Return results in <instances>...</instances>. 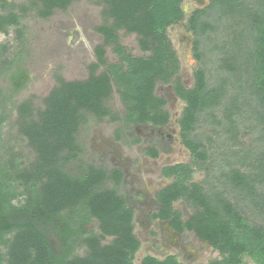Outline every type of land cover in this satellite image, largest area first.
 <instances>
[{"label":"trees","instance_id":"trees-1","mask_svg":"<svg viewBox=\"0 0 264 264\" xmlns=\"http://www.w3.org/2000/svg\"><path fill=\"white\" fill-rule=\"evenodd\" d=\"M42 4L38 14H52L55 8H66L72 0H38ZM103 5L105 23L96 30L106 42L114 40L116 31L122 29L136 33L142 51H149L145 58H130L126 69L116 64L95 73L105 63L102 45L95 47L98 62L90 65L89 77L85 80L66 81L58 78L48 95L45 106L32 116L30 102L23 101L18 107L19 132L27 138L35 153L32 162L25 166L9 159L0 163V264H132L140 242L133 232L134 211L117 187L124 177L120 169L109 172L91 165L81 176L65 171L64 164L73 160L81 147L76 135L82 121V112H90L97 118L110 115L104 102L115 86L124 106L126 124H152L164 126L169 113L164 109L166 100L154 93L158 81L171 82L177 97L185 102L180 119V135L183 144L196 161L207 159L203 145L192 134L198 114L217 106L226 94L225 83L210 87L206 72L198 68L195 83L186 89L178 78L177 58L166 37V29L183 17L182 0H97ZM7 0H0L5 7ZM243 0H209L206 8L194 10L189 23L196 32L199 19L206 9L218 7L222 15L244 16L254 31L253 46L240 45L237 31L232 41L237 53H228L225 67L235 75L244 65L251 74V95L264 107V0L258 7H245ZM23 9V8H22ZM110 20L111 22H108ZM18 15L9 13L0 18V30L7 24H17ZM208 23L200 25L206 31ZM239 35V34H238ZM194 56L199 55V41L193 42ZM121 53L120 51H118ZM243 58L242 64L238 63ZM1 96V92H0ZM238 96V95H235ZM224 117L233 126L234 116L240 114V104L235 97L224 107ZM264 122V113H258ZM230 128V127H229ZM148 154L157 156V150L148 148ZM259 171L256 174L241 172L238 168L224 174L227 182L243 194L255 206H264V193L258 184L264 182V151L260 154ZM193 169L187 164L165 166V176L175 179L156 193L159 208L153 213L155 219L166 220L174 231H192L199 239L207 241L221 254V259L206 264H242L244 255L256 264H264V225L249 222L223 192L206 190L200 183L188 182ZM110 179L113 188H103ZM24 202L13 204L16 190ZM178 200L193 208L189 217H184L174 207ZM73 215L75 216L73 219ZM91 219L98 222L99 234H85L83 227ZM13 234V236H9ZM111 237L107 244L102 240ZM86 247L83 256L74 255L75 242ZM141 264H182L172 255L159 260L146 255Z\"/></svg>","mask_w":264,"mask_h":264},{"label":"rangeland","instance_id":"rangeland-1","mask_svg":"<svg viewBox=\"0 0 264 264\" xmlns=\"http://www.w3.org/2000/svg\"><path fill=\"white\" fill-rule=\"evenodd\" d=\"M7 1L5 7L0 6V18L13 12L18 15V23L7 24L0 30V163L6 164L13 158L25 166L33 161L35 153L27 138L19 132L20 103L28 100L32 113L29 118L36 119L38 111L45 106L44 98L58 84V78L73 81L89 77L90 65L98 62L95 55L97 45L104 49L105 63L98 67L96 74L108 64L126 69L127 61L122 54L130 58H145L149 51L140 49L136 33L122 29L116 31L113 41L106 42L96 30L107 20L103 5L97 0H72L66 8H55L46 17L38 14L42 8L38 0ZM243 1L245 7H258L259 0ZM208 5L209 0L202 3L182 0V19L166 29L167 40L178 62L172 79L178 78L186 89H191L196 70L203 68L210 87L223 82L226 85V94L220 103L199 112L192 134L203 145L207 159L193 162L195 159L180 135L185 102L175 95L171 82L158 81L154 93L166 100L164 109L169 113L166 125L126 124L125 109L114 86L112 94L104 102L110 108L109 116L97 118L90 112H82L76 135L81 150L73 160L64 164L65 171L73 176L84 174L88 165L107 172L112 169L123 171L124 177L117 189L134 211L133 232L140 242L132 264H141L146 255L159 260L172 255L182 264H206L221 259L218 250L192 231L178 233L168 221L152 217L159 208L156 193L175 179L163 174L165 166L190 165L193 171L188 182L200 183L206 190L223 192L249 222L264 225V206L250 203L224 176L235 168L249 174L258 173V158L264 151V122L258 114L264 113V107L250 94L248 65H244L236 75L224 65L228 53L239 52L232 43L235 38L233 31L238 32L240 45L249 49L253 46L254 31L244 16L237 13L234 16L222 15L219 8L214 7L202 14L194 32L189 23L191 13ZM205 23L210 27L201 32L199 27ZM195 40L199 41V59L194 56ZM243 61L240 58L238 63ZM232 97L240 104V114L234 116V127L224 117V107ZM148 148L156 149L157 156H150ZM102 187L113 188L115 185L107 179ZM257 188L264 193V182ZM16 192L17 197L12 201L15 205L24 202L20 189L17 188ZM174 207L184 217L193 212V208L182 200L176 201ZM83 231L85 234H99L97 220L91 219ZM110 240L111 237H106L102 243L107 244ZM75 245L73 254L85 255L86 247L77 241ZM0 251L5 252V248L0 247ZM242 264L256 262L244 255Z\"/></svg>","mask_w":264,"mask_h":264},{"label":"bare ground","instance_id":"bare-ground-1","mask_svg":"<svg viewBox=\"0 0 264 264\" xmlns=\"http://www.w3.org/2000/svg\"><path fill=\"white\" fill-rule=\"evenodd\" d=\"M197 2H200V3H202V2H204V0H196Z\"/></svg>","mask_w":264,"mask_h":264}]
</instances>
